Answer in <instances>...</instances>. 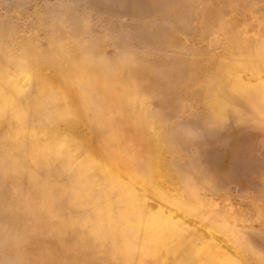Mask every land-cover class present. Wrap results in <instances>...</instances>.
I'll return each mask as SVG.
<instances>
[{
  "label": "rangeland",
  "instance_id": "1",
  "mask_svg": "<svg viewBox=\"0 0 264 264\" xmlns=\"http://www.w3.org/2000/svg\"><path fill=\"white\" fill-rule=\"evenodd\" d=\"M262 40L264 0H0V68L28 48L62 54L65 69L87 55L98 70L85 81L90 103L101 104L114 121L140 114L147 121L119 127L127 151L135 153L127 159L141 164L140 155L149 156L135 135L163 137L162 157L179 179L227 215L230 238L216 230L227 244L216 242L236 264H264V109L259 113L246 100L264 84V74L251 69L260 56L248 50ZM216 76L245 85L224 120L208 108L206 90ZM24 78L16 104L0 118V264H119L83 227L88 207L62 202L70 188L88 192L96 180L75 164L63 168L71 144L32 161L29 146L46 120L25 113L49 108L59 91L38 90V79ZM50 204L61 210L47 213Z\"/></svg>",
  "mask_w": 264,
  "mask_h": 264
},
{
  "label": "bare ground",
  "instance_id": "2",
  "mask_svg": "<svg viewBox=\"0 0 264 264\" xmlns=\"http://www.w3.org/2000/svg\"><path fill=\"white\" fill-rule=\"evenodd\" d=\"M255 44L258 46L252 48L250 44L248 50L259 54L260 65L251 66V69L261 76L264 74V40ZM28 49L29 52L25 50L28 53L20 55L19 60L0 68V118L11 112L10 108L16 104L25 86L23 75L26 82L33 80L32 77L38 79V90L59 91V97H54L49 108L36 107L29 114L25 113L26 117L37 114L46 120L41 136L33 138L29 151L32 161L39 162L48 148L58 152L64 145L71 144L66 148L69 157L61 159L63 168L75 164L79 173L94 176L96 180L88 183L90 191L70 188L61 199L63 203L88 207L87 216L81 223L90 228L95 239L104 245L105 252L119 264H198L200 260L202 264H236L237 261L216 242L227 244L225 237H217L220 233L216 230L223 229L222 233L230 238L231 230L226 228L227 215L223 211L216 212L197 188L179 179L175 166L162 157L168 151L163 137L155 133L135 135V144L145 148L149 156L145 160L140 155L141 164L135 158L127 159L135 153L127 151L129 145L126 146L124 138L118 134L119 127H135L147 121L141 114L114 121L101 111V104L90 103L87 98V87H90L85 81L88 76L98 75L94 62L86 55L73 62L70 69H65L62 65L68 58L62 54L44 56ZM230 69L222 71L226 73ZM47 70L50 73H46ZM210 80L206 90L208 108L216 119L224 120L236 108L231 103L245 85L220 80L218 76ZM253 90L246 100L251 101L260 113L264 109V84L256 85ZM127 106L130 105L122 104L120 109ZM79 125H84L88 134L93 135L88 138ZM9 132L6 134L10 135ZM12 135L16 136L15 133ZM57 139H62L58 145L54 142ZM52 182L54 184V179ZM58 184L53 187H61ZM40 185L45 188V183ZM47 209L49 214L61 210L51 204ZM138 216L140 221H135Z\"/></svg>",
  "mask_w": 264,
  "mask_h": 264
},
{
  "label": "clouds",
  "instance_id": "3",
  "mask_svg": "<svg viewBox=\"0 0 264 264\" xmlns=\"http://www.w3.org/2000/svg\"><path fill=\"white\" fill-rule=\"evenodd\" d=\"M189 136L192 139H196L197 138V133H195L194 131H192L191 129H189Z\"/></svg>",
  "mask_w": 264,
  "mask_h": 264
}]
</instances>
